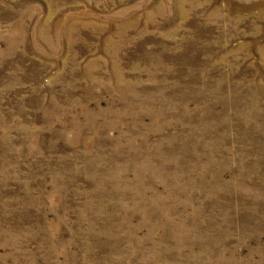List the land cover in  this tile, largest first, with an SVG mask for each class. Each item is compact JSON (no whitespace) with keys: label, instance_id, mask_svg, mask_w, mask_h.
<instances>
[{"label":"rangeland","instance_id":"374dc122","mask_svg":"<svg viewBox=\"0 0 264 264\" xmlns=\"http://www.w3.org/2000/svg\"><path fill=\"white\" fill-rule=\"evenodd\" d=\"M0 264H264V0H0Z\"/></svg>","mask_w":264,"mask_h":264}]
</instances>
